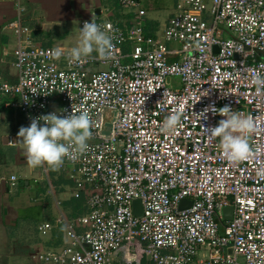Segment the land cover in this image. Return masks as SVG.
Wrapping results in <instances>:
<instances>
[{
	"label": "built area",
	"instance_id": "built-area-1",
	"mask_svg": "<svg viewBox=\"0 0 264 264\" xmlns=\"http://www.w3.org/2000/svg\"><path fill=\"white\" fill-rule=\"evenodd\" d=\"M0 1L25 11L22 0ZM180 2L164 42L139 26L83 19L80 29L93 21L115 36L110 59L54 58L56 49L31 44L28 27L13 25L17 80L0 79V96L14 97L8 105L28 125L85 109L91 120L87 149L60 166L78 188L91 189L90 211L78 219L87 229L79 234L69 224L71 244L40 253L37 264H131L144 256L150 264H264V91L250 80L253 70H264V0ZM226 105L256 124L248 137L253 155L235 164L206 131L224 117L199 115ZM106 108L116 111L109 135L101 133ZM177 108L181 126L163 134ZM183 199L190 204L180 208ZM227 206L233 211L225 220Z\"/></svg>",
	"mask_w": 264,
	"mask_h": 264
},
{
	"label": "crops",
	"instance_id": "crops-1",
	"mask_svg": "<svg viewBox=\"0 0 264 264\" xmlns=\"http://www.w3.org/2000/svg\"><path fill=\"white\" fill-rule=\"evenodd\" d=\"M133 1L137 9L122 6L120 0H22V13L13 2L0 1V79L9 83L17 80L13 51L19 37L14 24L28 27L31 44L65 52L75 44L83 19L112 21L126 30L139 26L144 36L163 38L159 29L148 27L155 22L154 13L159 10ZM180 10L178 0L169 10L164 29ZM13 100L11 96H0V264H37L40 253H58L71 244L69 224L79 234L87 229L78 219L90 211L91 189L78 188L67 166L53 171L46 165H27L17 134L21 127L29 125L18 109L8 105ZM11 176L16 177L15 184ZM45 223L50 228L43 232ZM119 262L114 264H128ZM131 264H150L149 257Z\"/></svg>",
	"mask_w": 264,
	"mask_h": 264
},
{
	"label": "clouds",
	"instance_id": "clouds-1",
	"mask_svg": "<svg viewBox=\"0 0 264 264\" xmlns=\"http://www.w3.org/2000/svg\"><path fill=\"white\" fill-rule=\"evenodd\" d=\"M114 39L113 34L97 23L85 22L75 44L66 52L57 48L53 56L57 59L64 56L69 63H79L95 52L102 59H110ZM250 80L257 91H264V70H253ZM210 110L224 117L217 126L206 131L210 137L219 138V147L226 160L233 164L248 160L253 155L248 137L256 131L254 120L241 117L227 105L219 109L206 107L199 115L205 117ZM181 117L182 109L177 108L164 120L160 131L175 134L181 126ZM90 125V115L86 109L78 114L72 111L62 116L53 112L31 119L30 125L21 127L17 134L27 165L32 168L46 165L55 171L65 159H76L88 147L87 142L92 136Z\"/></svg>",
	"mask_w": 264,
	"mask_h": 264
},
{
	"label": "rangeland",
	"instance_id": "rangeland-1",
	"mask_svg": "<svg viewBox=\"0 0 264 264\" xmlns=\"http://www.w3.org/2000/svg\"><path fill=\"white\" fill-rule=\"evenodd\" d=\"M140 4L143 5L142 7L145 8H151L153 11H157L154 13V16L156 17L155 22H150L148 27L150 25L154 26V28L159 29V36H163L165 33L164 24L166 23V20L170 14V9L174 6L175 3H177L178 0H139ZM137 9V8H136ZM136 9L133 10V13L136 14ZM161 41H165L164 38L160 39ZM167 46H170L169 42H166ZM174 83H178L179 80L177 78H173Z\"/></svg>",
	"mask_w": 264,
	"mask_h": 264
},
{
	"label": "water",
	"instance_id": "water-1",
	"mask_svg": "<svg viewBox=\"0 0 264 264\" xmlns=\"http://www.w3.org/2000/svg\"><path fill=\"white\" fill-rule=\"evenodd\" d=\"M103 115H104V121H103V128H102L101 133L104 135H109L111 133V130H112L116 111L113 109H110V108H106V109H104ZM189 204H190V201L183 199L179 205H180V208H183L185 206H188ZM133 206H134V212L136 214H140L141 213V211L139 209L140 201L139 200L133 201ZM232 211H233L232 206H227L224 208V219L225 220L231 218Z\"/></svg>",
	"mask_w": 264,
	"mask_h": 264
}]
</instances>
